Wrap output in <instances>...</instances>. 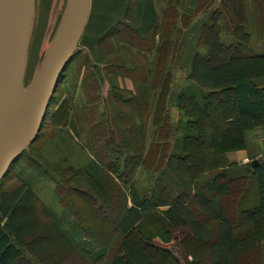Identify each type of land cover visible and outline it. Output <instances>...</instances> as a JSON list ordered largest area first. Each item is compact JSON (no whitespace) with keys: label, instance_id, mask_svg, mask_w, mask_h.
<instances>
[{"label":"trees","instance_id":"1","mask_svg":"<svg viewBox=\"0 0 264 264\" xmlns=\"http://www.w3.org/2000/svg\"><path fill=\"white\" fill-rule=\"evenodd\" d=\"M221 2L230 7L236 23L234 27L236 38L229 44L221 41L222 26L218 22V7L212 9L210 20L207 22L204 19L200 30L204 37L206 52H200L197 42H194L195 49L190 54V65L186 75L187 81L190 82H186L176 94L180 113L177 121H172L167 106L170 103L166 96L164 98V93H169V88L167 91L166 87L160 90L154 98L155 105L152 106L151 88L143 83L139 87L136 100L137 106L145 108L140 115L141 121L137 124L142 136L140 149L136 151L132 148V152L126 151L129 147L126 141L124 146L121 144L122 139L119 143L114 140L106 143L109 153L115 155L110 165L113 172L117 173L118 178L125 176L126 185L131 179L123 193L124 206L112 225L114 234L109 240L98 246L67 212L56 213L45 207L49 220H39L35 211V193L27 182L21 181L15 187L0 190V264H65L73 257L82 258L85 253L92 260L113 254L108 264H159L146 251L147 247L151 246L146 238H136L134 241L128 239L138 232V224L150 217L153 210L158 207L163 208L162 214L172 228L186 227L191 237L205 246L206 264H233L234 260L239 264L240 258L250 257L252 242L243 230L249 236L255 237L264 231V155L255 163L252 158L241 166L236 165L234 161L228 165L225 155L244 148L247 131L258 128L264 139V87H259L254 81L256 78L264 77V52L258 53L248 49L250 24L246 0ZM254 2L256 3V0ZM256 5L258 13L259 0ZM124 16L126 21L119 22V32L123 33V36L133 32L139 41H148L144 51H151L156 44L159 57L155 70L162 72L161 60L171 44L170 35L173 28L170 27L171 29L166 31L168 25L158 26L151 0H128ZM117 28L116 25L112 26L100 37L97 42L98 48L106 36L110 37L109 35L117 32ZM259 28L260 32L264 33V25L260 24ZM157 29L161 31L162 40L158 41L159 44L154 41ZM230 50L237 54L229 53ZM137 51L141 52L142 49ZM123 64L120 61L112 63L121 69L124 67ZM112 93L115 95L116 103H122V100L131 102L132 98L128 94L127 97H123L116 91ZM226 94L230 96L233 104V109L227 113L222 112L219 107ZM207 105L219 111L221 121L218 124L201 125L205 117L204 108ZM150 110L155 122L151 132L153 140H157L160 134L164 139L160 151L163 152V161L161 162V157L157 158L152 168H149L156 175H151L153 179L149 183V188L141 192L134 179V172L138 165L145 164L144 142ZM135 115L136 110L129 120H135ZM113 124L112 127L118 130L123 127L118 120H114ZM124 126H128L130 130L133 128L131 123ZM202 133H205L206 139L205 159L197 154L196 148L190 143L191 137ZM187 157L190 158L187 164L195 163L197 168L187 178H180L178 174L181 171L176 163ZM181 163L186 164L183 161ZM89 171L95 177L90 180L91 186L95 191H100L98 168L92 164ZM124 172L130 174L125 175ZM207 173L211 174L201 182L200 177ZM249 178H252L251 183L245 185L244 180ZM238 181H243L241 183L246 187L252 185L254 197L252 200L245 197L236 202L237 226L240 228L236 230L226 211L223 198L231 193V183ZM189 191L194 196L197 210L215 222L213 229L207 227L198 212L186 201L177 199ZM101 193L102 197H106L105 191ZM255 241L258 246V240ZM261 256L262 254H259V259ZM257 259L256 256L251 257L247 264H262Z\"/></svg>","mask_w":264,"mask_h":264},{"label":"rangeland","instance_id":"2","mask_svg":"<svg viewBox=\"0 0 264 264\" xmlns=\"http://www.w3.org/2000/svg\"><path fill=\"white\" fill-rule=\"evenodd\" d=\"M221 1L205 0L204 6L201 5V7H204V9L202 8L201 16L204 14L203 20L205 19L208 22L213 13L212 9L218 7V22L222 26L220 28L221 41L224 44H229L236 38V32L234 33L236 23L231 15L230 7ZM254 1L246 0L249 16L248 24L258 27H256V32H250L248 49L259 52L264 49V33L260 32L259 29L260 24L261 26L264 25V8H262L264 0H259L258 13V6L256 5L258 0H256V3ZM155 2L162 4L164 0H155ZM167 2L170 8L163 11L162 15L157 16V22L161 26L167 27L168 25L166 31L172 27L173 32L178 20L171 5L172 0H167ZM66 6L67 0H33L23 73L18 88H15L13 92L16 100L24 103L25 106H27V97L31 93V86L40 72L48 47L63 17ZM122 19L126 21L125 16ZM199 21L197 20L196 23L190 22L189 27L192 28L193 33L181 34L184 41L192 42V46L187 51L185 50L184 64L180 66L181 69L176 70L178 74L184 73L182 75H187L190 65V54L195 49L194 42H197L196 45L200 52H206L203 43L204 37L200 33L203 21H200V23ZM181 24L184 30V27L188 25L187 20H182ZM187 29L188 27L185 28V31ZM109 36H106L105 40L100 44L104 50L101 80H96L95 61L90 57L91 55H87L81 49L82 43L79 42L66 67L63 69L49 99L45 116L37 134L24 145L23 150L0 178V190L15 187L21 181H25L31 186L36 196L35 211L39 220H49L45 207L56 213L67 212L73 220L84 228L86 235L92 238L98 246L104 245L110 236L114 234L112 225L124 206L123 193L127 190V185L131 180L126 185L124 184L127 181L124 178L125 176L118 178L117 173L113 172V168L110 165L115 155L109 153L106 143H110L113 140L119 143L122 139L121 144L123 146L125 141L128 144L129 149H126V151L132 152L133 149L136 151L140 149L142 136L137 129V124L141 121L140 115L142 111H145V108L141 105H136L139 87L143 83L149 85L151 88L150 101L153 106L156 101L154 98L158 94L157 90L159 88L162 90V88L166 87L167 91L170 83L167 79L164 82L159 81V76L156 74V70L154 71L157 66L156 54L152 55L151 52L148 54L149 51H144L148 46L147 42L138 41L133 32L130 35L122 36V40L119 43H117L115 34L112 33ZM160 40L162 39L160 38ZM29 44L35 46L32 60L30 59V51L28 52ZM138 46L144 49L138 52L136 48ZM229 53L234 52L230 50ZM234 54L236 55L237 53ZM145 59L146 63H144ZM119 61L124 63L122 69L119 66L112 65V63ZM150 67L153 68L151 75L147 73ZM109 73L114 75V85L108 78ZM149 76H151V80H149ZM182 82L184 85L190 81L185 79ZM173 83L171 87L172 89L174 88L176 94L182 84L174 86ZM113 91L123 97H127L126 94L130 95L132 98L131 102L128 103L122 100V103H116ZM165 96L169 102L171 99L169 93L165 92L164 98ZM134 105L136 106L135 109ZM167 106L170 113L174 115L175 120L176 117L178 119L180 116L179 107L171 104H167ZM232 106L230 96L226 94L222 105H219V107L222 112L227 113L233 109ZM135 110L137 111L135 120H129ZM151 110L149 116L152 115ZM204 110L205 117L201 121V125H216L221 121L219 111L212 109L211 105L205 106ZM114 120H118L123 125L121 130L112 127ZM127 123L132 124V130L128 129V126H124ZM151 124V127H153L155 122ZM146 129H148L147 132L151 133L152 128ZM131 132L132 135H130ZM204 134L190 138L191 145L196 148L197 154L203 159L206 158V139ZM246 140L243 148L245 153L244 161H241V159L237 160L236 151L229 153L232 161L238 166L247 164L252 158L257 161L261 155H264L263 146L259 142L260 131L258 128L246 132ZM163 143L164 139L162 134H160L157 140L152 139L149 147L144 149V157L146 158L145 164H142L144 168L147 170L152 168L157 158L160 159L161 157V162L163 161V152H160L163 148ZM153 153L155 157H153ZM160 153L161 156H159ZM189 160L190 158L187 157L176 163L182 173H177L180 178H187L196 170L197 165L195 163L187 164ZM181 161L183 163L186 162V164L182 165ZM92 164L100 172V177L98 178V184H101L100 191H95L90 184V180L95 178L89 171L92 168ZM124 174L129 175L130 173L124 172ZM210 174L207 173L205 176L200 177L202 179L201 182H204ZM152 175L154 176L156 173L152 172ZM245 175L247 174L245 173ZM153 176L148 177L149 183ZM251 181L252 178L245 179V185L246 183L250 184ZM241 182L243 181L232 182L231 193L223 198L226 211L232 219L236 230L240 229L237 226L236 202L238 200L240 202L245 197L249 200L254 197L252 185L251 187H246ZM104 191L106 192V197L101 196V192ZM177 199L186 201L192 209L198 212L207 227L214 228L215 222L208 215L201 214L197 210L191 191L184 192ZM127 200L129 202V197ZM162 211L163 208L160 207L153 210L150 217L138 224L137 228L140 234L136 231V234L129 236L128 239L134 241L136 238H146L151 244L146 251L159 264H206L205 246L195 241L191 234L187 232L186 227L172 228L164 218ZM244 232L251 239L252 254L250 257L240 258L239 264H247L251 257L253 258L254 256L264 264V231L261 234H256V237L249 236L243 230ZM255 239L258 240V246L255 243L257 242ZM259 254H262L260 259ZM112 255L92 260L85 253L82 258L73 257L71 261L65 264H108ZM233 264H237L235 260Z\"/></svg>","mask_w":264,"mask_h":264},{"label":"water","instance_id":"3","mask_svg":"<svg viewBox=\"0 0 264 264\" xmlns=\"http://www.w3.org/2000/svg\"><path fill=\"white\" fill-rule=\"evenodd\" d=\"M32 3L33 0H0V178L24 145L37 134L49 99L78 45L89 7V0H68L62 21L31 86L25 114L13 123L7 120V107L11 91L18 88L23 73Z\"/></svg>","mask_w":264,"mask_h":264},{"label":"crops","instance_id":"4","mask_svg":"<svg viewBox=\"0 0 264 264\" xmlns=\"http://www.w3.org/2000/svg\"><path fill=\"white\" fill-rule=\"evenodd\" d=\"M127 1L128 0H89L87 19H86V22H85V25H84V28H83L79 42L82 43V45L80 46L81 49L87 55H89V56L91 55L90 57L95 61V65H96L95 74H96V77L98 80H101V72H102L101 69H102L103 61H104V56H103L104 50L101 46H100V48H98L97 42L100 39V37L109 28H111L112 26H115V25L118 27L117 32L114 33L115 36L117 37L116 38V40L118 41L117 43H119V41L122 40L121 37L123 36V33L119 32L120 27L118 24H119V22L124 21V19H122V17L124 16V10H125V6L127 4ZM151 1L153 3L154 9H155V16H156V22H157V20H158L157 16L162 15L161 13L163 11H165L166 9H169L170 6L168 7L167 0H164V2L162 4L156 3L155 0H151ZM204 3H205V0H172V3H171V5L175 11L176 18L178 20L177 21L178 25L176 24L175 30L173 32H171V35H170L171 36L170 37L171 44H170V46H168L167 53L165 54V56H163V58L161 60V63L163 66L162 72L158 71L159 72L158 73L157 71H155V69H154V71L159 76L158 79L160 82H164L166 79L170 81L168 88H169V97H171V99L169 100V103L171 105H174V106H178V104L176 102V94L177 93L175 94V90H174V88L172 89L171 85H172V82H174L173 83L174 86H178V85L182 84V87H183L182 81L187 79L186 75L185 76L182 75L184 73L178 74V72H176V70L181 69L180 66H182L184 64L183 61L185 60L184 52H185V50L187 51V49L191 48V46H192V42L191 41H184L181 34L187 33V32L193 33L192 28L189 27L190 22L196 23V21L197 20L199 21L200 19H201L200 21H203L204 14H202V16H201V13H202V8L204 9V7H203ZM201 5H203V6L201 7ZM184 19L187 20L188 25L186 27H184V30H183V25L181 23H182V20H184ZM200 21H199V23H200ZM157 24H158V22H157ZM158 26H159V24H158ZM187 27H188V29L185 31V28H187ZM256 27L257 26H254V25L250 26V29H251L250 32H252V33L256 32ZM160 32H161L160 29H157V32H156L157 34L154 36V40L156 43H158V41L160 40ZM136 39L138 40V38H136ZM79 42H78V44H79ZM141 42H143V43L147 42V44H148V41H146V40L145 41L143 40ZM156 46H157L156 44L153 45L151 51H149L148 54H150V52H151L152 55L156 54L155 56L158 58L159 54L156 52ZM136 48H137V50L138 49H140V50L144 49L141 46H138ZM260 52H264V49L260 50L258 53H260ZM187 57H189V56H187ZM144 63H146V59L144 60ZM152 70H153V68L150 67V69L147 73H149V75H151V73L153 72ZM108 78L113 84V81H115L114 75L112 73H109ZM149 80H151V76H149ZM254 81L259 87H262V88L264 87V77L256 78V79H254ZM160 90H161V88H159L157 90L158 94L160 93ZM169 114L171 116L172 121L176 122L177 117L175 120L174 115L170 113V110H169ZM152 122H153L152 116H149L148 120L146 122V128H152L153 129V127H151ZM147 130L148 129H146V138H145V143H144L145 149H147L149 147V145L153 139V137L151 135L152 133L147 132ZM245 139H246V133H245ZM259 142H261V145L263 146V149H264V139H263V137H261V135H260ZM236 152H237V154H236L237 160L241 159V161H244L245 160V153H244L243 149L236 150ZM229 153H227L225 155L227 158V161H228V165L230 162H232V159L229 156ZM152 172L153 171L151 169L147 170L146 168H144L142 166V164L140 166H138V168L135 172V180H136V183H137L141 192L145 191L148 188V186H149L148 177L152 175Z\"/></svg>","mask_w":264,"mask_h":264},{"label":"bare ground","instance_id":"5","mask_svg":"<svg viewBox=\"0 0 264 264\" xmlns=\"http://www.w3.org/2000/svg\"><path fill=\"white\" fill-rule=\"evenodd\" d=\"M67 3H68V0H67ZM31 11H32V8H31ZM30 16H31V13H30ZM63 16H64V14H63ZM61 21H62V19H61ZM61 21H60V23H61ZM28 27H29V23H28ZM27 33H28V29H27ZM26 42H27V35H26ZM28 52L30 53V59L32 60L33 59L34 52H35V46L32 45V44H29ZM25 53H26V45H25ZM24 59H25V55H24ZM15 88L16 87H14L12 89V91H11V95H10L9 103H8V107H7V116H6L8 122H13V123H15L16 121H18V120H20L22 118V116L25 114V110H26V108L28 106V102H29V100H28L27 101V106H25V104L22 103V102H18L16 100L15 96L13 95V92L15 91ZM6 124L8 125V123H6Z\"/></svg>","mask_w":264,"mask_h":264}]
</instances>
